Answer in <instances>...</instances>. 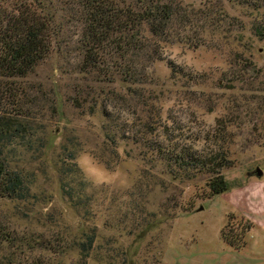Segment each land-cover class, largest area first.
<instances>
[{
    "label": "rangeland",
    "instance_id": "obj_1",
    "mask_svg": "<svg viewBox=\"0 0 264 264\" xmlns=\"http://www.w3.org/2000/svg\"><path fill=\"white\" fill-rule=\"evenodd\" d=\"M179 1L216 11L220 31L200 46H163L147 71L150 84L135 88L141 96L130 95L133 86L120 78L112 84L84 73L81 26L58 6L51 53L15 84L30 102L36 134L6 150L32 198L0 199L9 232L45 246L32 253L24 246L28 257L51 264H264V34L257 36L264 0ZM20 2L31 0H0V8ZM113 91L122 102L111 99ZM220 121H228L231 164L222 173L230 191L211 197L207 176L172 175L151 156L160 143L203 155L215 150L210 138ZM256 168L261 178L251 175ZM65 191L85 203L75 206ZM92 231L94 245L82 260L77 244Z\"/></svg>",
    "mask_w": 264,
    "mask_h": 264
},
{
    "label": "trees",
    "instance_id": "obj_2",
    "mask_svg": "<svg viewBox=\"0 0 264 264\" xmlns=\"http://www.w3.org/2000/svg\"><path fill=\"white\" fill-rule=\"evenodd\" d=\"M55 1L31 0L16 3L9 9L0 8V199L26 201L32 198L25 177L10 168L6 150L8 146L18 145L36 134L30 119V102L21 98L15 84L30 75L51 53L53 38L61 26L56 23L58 6L59 12L69 11V20L81 26L79 48L82 49L84 73L95 71L105 82L112 84L120 78L128 88L133 86L134 89H128L133 96L138 95L135 88L150 84L147 71L154 62L161 60L163 46L175 42L200 46L207 35L214 37L220 31L219 20L213 19L216 11L208 7L194 10L183 6L179 0H136L134 3L127 0ZM263 34L264 28L257 36ZM170 68L174 76L183 75L176 67ZM112 93V100L122 102L114 91ZM78 101L75 99L74 104L81 107ZM144 104L145 101L142 106ZM107 106L103 107L102 113L108 119ZM150 120L151 116L142 126L147 133L153 130L154 124H150ZM227 122L220 121L210 138L217 141L213 143L216 149L205 155L160 143L152 151L149 149L151 156L155 152L172 175L207 176L206 187L211 197L226 193L231 189L222 173L231 164L229 137L225 135ZM69 158L74 159V154L70 153ZM65 194L75 206L85 203L84 197L74 191H65ZM7 227L0 215V264H51L40 256L28 257L24 246L32 253L40 243L19 239ZM83 237L77 249L81 259L86 260L96 235L92 231ZM223 240L230 247L240 248L225 234Z\"/></svg>",
    "mask_w": 264,
    "mask_h": 264
},
{
    "label": "water",
    "instance_id": "obj_3",
    "mask_svg": "<svg viewBox=\"0 0 264 264\" xmlns=\"http://www.w3.org/2000/svg\"><path fill=\"white\" fill-rule=\"evenodd\" d=\"M251 175H254L256 178H261L263 175V171L260 168H256Z\"/></svg>",
    "mask_w": 264,
    "mask_h": 264
},
{
    "label": "flooded vegetation",
    "instance_id": "obj_4",
    "mask_svg": "<svg viewBox=\"0 0 264 264\" xmlns=\"http://www.w3.org/2000/svg\"><path fill=\"white\" fill-rule=\"evenodd\" d=\"M255 171V170H254ZM254 171H252L251 173H253ZM253 177H255L254 175H252Z\"/></svg>",
    "mask_w": 264,
    "mask_h": 264
}]
</instances>
